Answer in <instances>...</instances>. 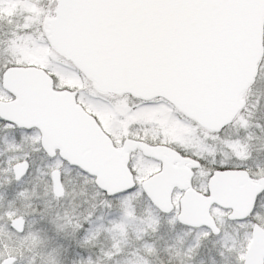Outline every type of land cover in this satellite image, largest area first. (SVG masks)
<instances>
[{"label":"snow or ice","instance_id":"snow-or-ice-1","mask_svg":"<svg viewBox=\"0 0 264 264\" xmlns=\"http://www.w3.org/2000/svg\"><path fill=\"white\" fill-rule=\"evenodd\" d=\"M0 264H264V0H0Z\"/></svg>","mask_w":264,"mask_h":264}]
</instances>
